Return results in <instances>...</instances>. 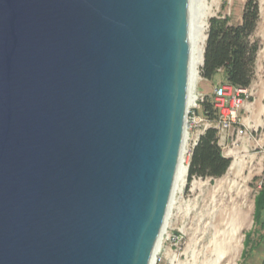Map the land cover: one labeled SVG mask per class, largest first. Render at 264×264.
<instances>
[{
  "label": "water",
  "instance_id": "1",
  "mask_svg": "<svg viewBox=\"0 0 264 264\" xmlns=\"http://www.w3.org/2000/svg\"><path fill=\"white\" fill-rule=\"evenodd\" d=\"M190 12L0 0V264L151 263L183 154Z\"/></svg>",
  "mask_w": 264,
  "mask_h": 264
},
{
  "label": "rangeland",
  "instance_id": "2",
  "mask_svg": "<svg viewBox=\"0 0 264 264\" xmlns=\"http://www.w3.org/2000/svg\"><path fill=\"white\" fill-rule=\"evenodd\" d=\"M245 1L202 0L203 6L193 8V12L200 8L205 11L200 20L206 25V34L208 18L213 15L227 16L228 24H239ZM255 1L259 16L247 37V44L257 47L250 84L240 87L237 92L228 82L224 67L206 78L201 74L202 63L196 84L197 98L188 106L185 118L183 156L186 165L198 136L208 126L218 128V142L222 153L230 158V164L216 177L193 176L188 180L186 172L182 191L174 195L163 241L153 264H203L210 260L214 240L220 238L225 226L220 224V219L229 216L239 205H247L250 218L238 235L235 264L264 262V210L258 222L253 218L254 198L264 182V0ZM236 93L240 103L231 115L228 108H231L232 95ZM204 99L217 107L219 118L210 119L201 111L200 103ZM233 162L235 165L231 169ZM221 264H227V259Z\"/></svg>",
  "mask_w": 264,
  "mask_h": 264
},
{
  "label": "trees",
  "instance_id": "3",
  "mask_svg": "<svg viewBox=\"0 0 264 264\" xmlns=\"http://www.w3.org/2000/svg\"><path fill=\"white\" fill-rule=\"evenodd\" d=\"M259 16L255 0H246L239 24H228L227 16L213 15L208 18L201 74L210 78L218 68L224 67L228 82L233 87H247L252 79L257 47L247 44V37L254 29ZM201 111L210 119L219 118L217 107L207 99L200 103ZM230 164V158L222 153L218 142V128L208 126L193 145L187 169L188 180L193 176L222 175ZM264 210V182L254 198V221L258 222ZM249 233L246 234L245 245ZM245 253L243 249L242 254ZM264 264V262H262Z\"/></svg>",
  "mask_w": 264,
  "mask_h": 264
},
{
  "label": "bare ground",
  "instance_id": "4",
  "mask_svg": "<svg viewBox=\"0 0 264 264\" xmlns=\"http://www.w3.org/2000/svg\"><path fill=\"white\" fill-rule=\"evenodd\" d=\"M200 1L202 0H191L190 22L194 37L191 46L188 106L190 104H193V102L197 98L196 84H197V80L200 77L199 66L203 63V47L205 43L204 30L206 25L200 19L202 16L205 15V11L203 12V10H201L200 8L196 13L193 12L194 11L193 8L200 7L199 5L203 6ZM185 136L183 140V148L185 143ZM234 165L235 163L233 162L229 168L232 169ZM186 172H187L186 163L183 154H181L175 170L174 184H173L167 216L170 214L171 205L175 201L174 195L182 191L185 182ZM219 182H221V180ZM239 206L240 207L239 208L237 207L238 208L237 210L235 208V210H233L229 216L220 219L219 221L220 224L225 225L222 231L223 233L221 234L220 238L214 240L215 247L212 250V258L207 261L203 260L204 261L203 264H221V262L224 259H227V264L236 263V259H237L236 250L239 244L238 235L241 232V229L247 224L250 218V214L248 213L249 210L248 208H246L247 205L246 207L241 205ZM162 241H163V237L159 243L157 250L159 249ZM155 260L156 259L154 254L150 264H153Z\"/></svg>",
  "mask_w": 264,
  "mask_h": 264
},
{
  "label": "built area",
  "instance_id": "5",
  "mask_svg": "<svg viewBox=\"0 0 264 264\" xmlns=\"http://www.w3.org/2000/svg\"><path fill=\"white\" fill-rule=\"evenodd\" d=\"M234 89H236V91L238 92V90H240L241 88L240 87H234ZM224 94H227V92H224ZM237 94L238 93L232 95V99H231L232 100V105H231L230 109L228 108V113L231 114V115L235 114L236 107L240 103V97H237Z\"/></svg>",
  "mask_w": 264,
  "mask_h": 264
}]
</instances>
